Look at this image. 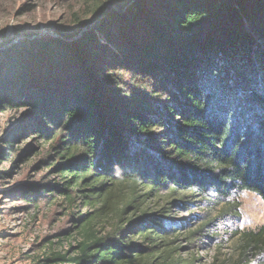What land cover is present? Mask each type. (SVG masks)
I'll use <instances>...</instances> for the list:
<instances>
[{
	"label": "trees",
	"instance_id": "1",
	"mask_svg": "<svg viewBox=\"0 0 264 264\" xmlns=\"http://www.w3.org/2000/svg\"><path fill=\"white\" fill-rule=\"evenodd\" d=\"M124 9L75 41L36 39L0 55V109L32 107L25 127L50 143L39 165L55 177L23 196L60 203L72 221L64 237H77L35 264H196L180 252L235 213L236 194L264 199V0ZM187 197L224 206L183 229L172 207ZM233 236L238 258L222 264L264 255V226Z\"/></svg>",
	"mask_w": 264,
	"mask_h": 264
},
{
	"label": "rangeland",
	"instance_id": "2",
	"mask_svg": "<svg viewBox=\"0 0 264 264\" xmlns=\"http://www.w3.org/2000/svg\"><path fill=\"white\" fill-rule=\"evenodd\" d=\"M131 1L0 0V55L36 39L60 37L75 41L95 28L109 8L127 9ZM30 61L26 66L34 76L38 66L33 59ZM33 114V108L24 105L0 109V264H35L39 257L65 251L77 240L75 233L69 239L64 237L72 221L63 214L60 203L35 207L23 196L29 189L47 183V176L50 175L49 180L55 177L53 171L39 165L46 159L50 143L25 127ZM233 198L238 203L235 213L221 216L211 227L213 234L182 250L183 257L190 253L199 256L196 264H209L215 257L218 264L236 262L238 238L234 232L264 226V199L249 191ZM197 199L199 204L187 197L186 204L172 207L173 221L183 229H193L210 215L216 216L224 206L212 208L207 201ZM47 239L51 245L45 243ZM263 263L261 255L250 264Z\"/></svg>",
	"mask_w": 264,
	"mask_h": 264
}]
</instances>
